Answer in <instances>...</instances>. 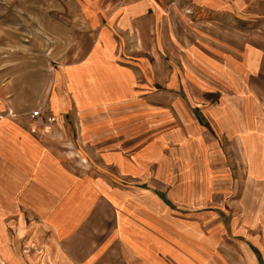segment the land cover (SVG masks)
Masks as SVG:
<instances>
[{"label":"crops","instance_id":"1","mask_svg":"<svg viewBox=\"0 0 264 264\" xmlns=\"http://www.w3.org/2000/svg\"><path fill=\"white\" fill-rule=\"evenodd\" d=\"M62 53L53 81L39 87L38 109L47 123L35 128V134L42 139L14 120L0 126V140L14 144L13 155L12 147L0 155L7 166V181L14 182L6 195L0 191V197H13L16 182L29 180L56 198L46 207L36 199L41 191L23 192V203L37 216L32 221L19 217L15 227L20 234L15 237L8 235V220L0 225L1 263L43 264L30 248L24 253L18 247L21 241L40 247L50 239L49 264H202V253L191 252L189 238L160 254L157 242L148 249L143 238L113 237L111 231L102 239L75 235L65 248L64 235L55 232L52 224H115V228L119 224H190L163 194L112 187L101 170L112 165L119 177L146 175L149 165L159 160L156 143L164 140L153 135L160 116L176 117L191 136L202 128L192 118H196L194 109L207 115L239 116L240 102L260 100L253 89L262 85L264 90V0H81L80 24ZM202 67L221 71L214 81L207 80L202 78ZM224 69L228 70L226 81ZM202 85L206 94L209 88L219 97L218 103L202 97ZM31 111H26L30 119L38 121ZM49 117L54 121H48ZM218 119L225 125L227 117ZM241 127L238 136L248 149L249 173L255 178V173L263 172L264 179V135L263 150L255 154L253 135L242 134H250L252 128ZM257 131L264 134V126ZM74 141L78 152L100 167L90 178L80 179L64 164L63 142L73 147ZM65 176L73 189L65 191ZM89 180L101 188H93ZM84 185L89 188L87 201ZM256 219L250 223L236 217L232 224H259ZM47 229L54 234L46 240ZM153 243L155 256L148 253ZM254 243L264 250V232ZM254 246L242 241L236 264H264V256Z\"/></svg>","mask_w":264,"mask_h":264},{"label":"rangeland","instance_id":"2","mask_svg":"<svg viewBox=\"0 0 264 264\" xmlns=\"http://www.w3.org/2000/svg\"><path fill=\"white\" fill-rule=\"evenodd\" d=\"M80 20L81 0H0V126L11 124L14 120L35 134L36 129H41L47 123L44 117L42 120L32 121L26 111L38 109L39 87L42 86L43 89L46 83L49 85L53 81L62 52L68 47L72 30L80 24ZM218 71L202 67V78L207 77V80L214 81L213 76L218 77ZM222 71L226 81L225 73H228V70ZM261 87L262 85L258 88L255 86L253 89L260 100L239 103V116L207 115L194 109L196 118H192L197 120L202 128L199 133H191V136L186 126L179 125L176 117H158V130L154 132L158 134L153 135L164 140L156 143L154 151H158L159 160L149 165L146 175L119 177L116 167L112 165L101 170L112 187L146 188L163 194L180 218L184 214L189 218L187 220L190 224H119V228H115V224H66L64 227L62 224H52L55 232L64 235L62 241L65 248L70 246L69 241H72L71 238L75 235L84 239H102L111 231L113 237L143 238L148 249L151 242H157L158 254L163 253L166 248H175L179 247V244L187 243L189 238L188 246L191 252L202 253V264H236L235 261L240 258L236 257V254L240 252L238 248L242 241L249 242L252 248L255 244L254 248L258 249L259 255L263 257L264 250L254 243V238L260 237L264 232V224H261L264 217L263 172L255 173V178L249 173L248 149L240 140L238 135L241 133L237 130L240 126L251 127L250 134H242L253 135L254 153H261V136L264 134L257 131L262 130L264 126V90ZM207 92L210 94L205 93V87L202 85V97L211 103H218L219 97L213 95L209 88ZM26 103L29 104L25 106ZM222 117H227L225 125L218 119ZM37 135L35 134L38 140L42 139L43 136L39 133ZM186 136L190 138L188 143L179 142L186 140ZM146 139V136L141 137V143ZM2 140L0 155L2 150L6 153L10 147L13 155L14 144L7 142L10 139ZM63 144L64 149L60 152L64 164L80 179H86L88 175L90 178V173L100 170L99 165L93 163L92 159L78 152L80 149L75 141L73 147L70 143ZM86 150L91 153L90 147ZM127 152L130 153V148ZM262 168L264 171V165ZM7 176V166L0 157V191L4 195L8 185L13 187L14 183L7 181ZM65 178L68 180L65 191L73 189L69 176ZM89 182L93 184V188H101V185L96 187L98 183L95 180ZM16 183L17 188L11 191L15 193L13 197H0V217L3 219L0 225L3 226V222L8 220L6 224H9L10 237L20 234V230L15 227V224H19V217L32 221L37 216L30 210L31 207L23 203L26 200L23 192L31 188L41 191V195L36 199L46 207L56 200L47 195L37 181L20 180ZM84 187L86 191L83 192V197L87 201L86 192L89 188L86 185ZM9 202L13 208L10 212ZM55 214L56 212L52 213V216L56 217ZM69 214L71 216V213ZM241 216L250 223H253L252 218L257 216L256 223L259 224H232L236 217ZM243 221L242 219L239 223ZM2 232L6 231L2 229ZM45 234L47 240L54 232L47 229ZM27 242L29 243L21 241L18 251L27 253L30 248L40 257L41 263H50L46 255V249L51 247L50 239L40 247H31ZM4 247L7 252L6 244ZM148 253L155 256L154 243L153 250L151 247ZM1 262L3 261L0 260V264Z\"/></svg>","mask_w":264,"mask_h":264},{"label":"built area","instance_id":"3","mask_svg":"<svg viewBox=\"0 0 264 264\" xmlns=\"http://www.w3.org/2000/svg\"><path fill=\"white\" fill-rule=\"evenodd\" d=\"M30 116L32 117V118H35V119H37V120H42L43 118H42V114H41V112H40V109H34V110H32L31 111V113H30ZM48 119V121H54V118L53 117H49V118H47Z\"/></svg>","mask_w":264,"mask_h":264}]
</instances>
